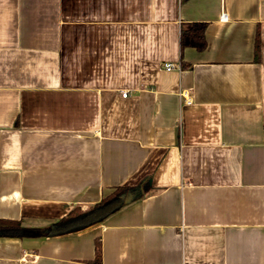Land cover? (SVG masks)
Segmentation results:
<instances>
[{"label": "crops", "instance_id": "crops-1", "mask_svg": "<svg viewBox=\"0 0 264 264\" xmlns=\"http://www.w3.org/2000/svg\"><path fill=\"white\" fill-rule=\"evenodd\" d=\"M143 182L0 237V264H264V0H0V218L51 228Z\"/></svg>", "mask_w": 264, "mask_h": 264}, {"label": "trees", "instance_id": "trees-1", "mask_svg": "<svg viewBox=\"0 0 264 264\" xmlns=\"http://www.w3.org/2000/svg\"><path fill=\"white\" fill-rule=\"evenodd\" d=\"M205 22H182L180 24L179 46L180 51L186 47H192L197 51H202L206 47ZM254 58L259 60L260 55V36L257 27L254 38ZM184 63V62H183ZM182 63V66L184 64ZM186 65V64H185ZM146 187L143 183L138 185H118L108 194L104 195L98 202L81 209L80 206H74L69 212L59 218L51 228L25 227L19 220L0 218V237H39L46 233L62 234L70 231L82 229L95 222L103 220L109 214L116 211L125 203V197H139ZM99 247L96 243V258L98 261Z\"/></svg>", "mask_w": 264, "mask_h": 264}, {"label": "built area", "instance_id": "built-area-1", "mask_svg": "<svg viewBox=\"0 0 264 264\" xmlns=\"http://www.w3.org/2000/svg\"><path fill=\"white\" fill-rule=\"evenodd\" d=\"M220 19L221 20H226L227 19L226 14L225 13H222L220 15ZM163 65H164V68L167 69V70H170V69H173V68H177V69L180 68L179 65H177V64L175 65L172 62H165ZM121 95L122 96H125L126 95V92L125 91L121 92ZM184 101H185V103H191V99L189 97H187V96H184Z\"/></svg>", "mask_w": 264, "mask_h": 264}, {"label": "water", "instance_id": "water-1", "mask_svg": "<svg viewBox=\"0 0 264 264\" xmlns=\"http://www.w3.org/2000/svg\"><path fill=\"white\" fill-rule=\"evenodd\" d=\"M126 201H127V199H126Z\"/></svg>", "mask_w": 264, "mask_h": 264}]
</instances>
